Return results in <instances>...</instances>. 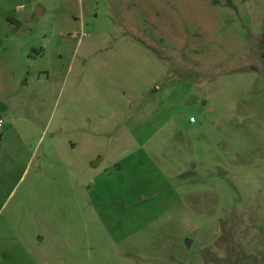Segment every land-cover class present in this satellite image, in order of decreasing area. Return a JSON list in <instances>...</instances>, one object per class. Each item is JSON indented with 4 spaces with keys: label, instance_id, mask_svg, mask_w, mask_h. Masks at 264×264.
I'll return each instance as SVG.
<instances>
[{
    "label": "rangeland",
    "instance_id": "rangeland-1",
    "mask_svg": "<svg viewBox=\"0 0 264 264\" xmlns=\"http://www.w3.org/2000/svg\"><path fill=\"white\" fill-rule=\"evenodd\" d=\"M231 1L0 0V264H264V0Z\"/></svg>",
    "mask_w": 264,
    "mask_h": 264
},
{
    "label": "trees",
    "instance_id": "trees-1",
    "mask_svg": "<svg viewBox=\"0 0 264 264\" xmlns=\"http://www.w3.org/2000/svg\"><path fill=\"white\" fill-rule=\"evenodd\" d=\"M227 5L230 6L231 8H234V5L231 0H227Z\"/></svg>",
    "mask_w": 264,
    "mask_h": 264
},
{
    "label": "built area",
    "instance_id": "built-area-1",
    "mask_svg": "<svg viewBox=\"0 0 264 264\" xmlns=\"http://www.w3.org/2000/svg\"><path fill=\"white\" fill-rule=\"evenodd\" d=\"M189 121H190V122H192V121H193V118H192V117H190V118H189Z\"/></svg>",
    "mask_w": 264,
    "mask_h": 264
},
{
    "label": "crops",
    "instance_id": "crops-1",
    "mask_svg": "<svg viewBox=\"0 0 264 264\" xmlns=\"http://www.w3.org/2000/svg\"><path fill=\"white\" fill-rule=\"evenodd\" d=\"M1 40V39H0Z\"/></svg>",
    "mask_w": 264,
    "mask_h": 264
}]
</instances>
